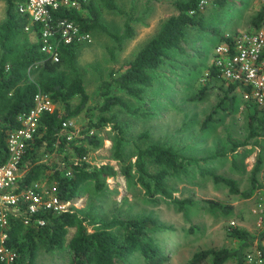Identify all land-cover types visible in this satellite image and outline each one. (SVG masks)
<instances>
[{
    "label": "trees",
    "instance_id": "trees-1",
    "mask_svg": "<svg viewBox=\"0 0 264 264\" xmlns=\"http://www.w3.org/2000/svg\"><path fill=\"white\" fill-rule=\"evenodd\" d=\"M3 1L5 16L0 22V165L8 155L6 137L9 130L18 126L17 115L27 111L33 105V96L38 89L48 92L54 103L62 104L61 108L56 107L52 111L41 113L37 131L28 140L20 160V168L23 172L18 180L19 188L28 186L33 181L43 182L45 177L49 185L57 186L58 195L62 199L74 197L86 181H92L97 189L103 188L105 178L116 173L114 166L110 163L90 164L81 159V156L85 155L92 148L91 146L95 147L100 143L98 131L108 122H111V128L114 131L113 157L119 161L120 172L126 178L134 177L150 200H156L157 195H162L175 201L179 208L190 203L191 198L177 199L172 195L167 179L180 174H189L190 167L193 165L196 166L200 175H209L214 182L223 183L230 192L239 193L244 197H249L252 190L258 186L257 174L264 159V148L259 150L251 168L249 187L241 190L237 186L236 179L211 172L201 166V162L217 157L220 154L219 148L211 154L196 156L187 155L179 146L166 141L150 142L145 146L135 144V158L133 162H130L121 151L122 143L126 141L123 133L127 125L113 122V116L102 114L98 116V113L94 112V107H98L97 109L103 112L113 106L121 107L129 113L141 111L138 107H132L125 97L112 93V89L122 90L127 96L145 104L147 101L145 96L153 84L152 71L169 59L170 51L184 52L188 26L201 25L202 10L198 7L199 0H174L173 3L178 12L164 19L158 30L137 49L134 55L122 65L123 67L110 68L107 75L100 78L93 95L96 100L92 106L88 104L91 96L81 72L82 64L78 61L81 45L61 42L59 60L50 59L39 49L37 24L31 23L26 14L17 11L15 0ZM78 1L79 5L87 11L85 15L81 14L77 8H73L55 10L54 17L73 19L82 30L91 32L100 29L107 33L115 43L106 47V52L113 59L116 51L122 50L124 41L134 35L132 21L139 20L141 16H133L119 7L115 0H100L103 7L116 10L125 16L122 31L116 33L110 31L101 20L100 9L93 0ZM227 1L231 0H212L211 2L222 5ZM190 10L193 12L190 13ZM27 23H30L32 27L29 30L24 29ZM263 23L264 0L250 18V27L258 28ZM31 35L33 39L30 38ZM225 37L221 36L219 40ZM209 73L221 79L214 65L210 66ZM205 90L206 84H203L190 98H202ZM238 97L239 93L235 90V84H226L221 99L206 115L202 127L207 126L213 118L212 113L217 107L222 106L225 100H228L227 105L230 109L238 106L240 104L237 101ZM76 98L78 102L73 105L72 99ZM245 107H248L250 111H252L250 107L254 108L248 115V132L243 140L232 141V151L251 140H254L257 145L264 146V113L257 115V108L248 103ZM83 109L87 117L84 135L67 139L61 131V122ZM261 109L264 110V104ZM139 113L146 115L145 111ZM90 129H94L92 133H89ZM138 136H148V131L140 132ZM260 139H263V143ZM65 148L69 149L72 156L79 159L76 161L67 159L65 162L62 161L63 165L52 161L51 165L47 156ZM64 157L67 158V155ZM66 171L69 173L67 174ZM205 201L210 207L218 208L224 213L229 209L219 200L207 198ZM39 216L44 218L42 225L24 224L21 216L12 217L8 242L18 252L13 264H33L38 250L61 248L65 243L68 228L72 226L74 232L67 241L71 251L69 264H126L129 256L135 251L140 252L150 264H157L164 258L162 251L155 243L154 234L170 228V225L160 223L153 216L121 218L112 215L108 219L95 220L90 209L82 212L46 210ZM228 233L240 240L237 248L219 247L199 250L183 264H199L207 255H211L215 264H220L231 256L236 257L237 264H243L242 248L254 243L257 244L263 256L264 264V245L262 244L264 228L258 234H254L244 227L230 226ZM0 264L3 263L0 261Z\"/></svg>",
    "mask_w": 264,
    "mask_h": 264
},
{
    "label": "rangeland",
    "instance_id": "rangeland-1",
    "mask_svg": "<svg viewBox=\"0 0 264 264\" xmlns=\"http://www.w3.org/2000/svg\"><path fill=\"white\" fill-rule=\"evenodd\" d=\"M93 1L99 7L101 20L107 28L112 32L120 33L125 16L116 10L103 7L100 0ZM249 1L251 0H231L222 5L209 2L202 9L204 12L206 8L208 9L206 16L201 20V25H197V36L201 38V45H205L212 52L220 35L225 31L235 33L247 27L251 28L249 26L243 28V23L248 22L254 12V6L258 9L263 0H253L254 3H250L253 7H250V11L246 13ZM4 16L5 2L0 0V22ZM131 24H134L136 33L132 38L124 41L122 50L116 51L113 59L106 52V47L115 44L114 40L100 29L91 31L90 41L78 43L81 45L78 61L82 64L81 72L91 96L88 99L89 105L92 106L96 100L93 95L100 78L105 77L110 68L123 67L122 65L151 36L150 32L138 31V28L142 29L148 24L143 25L140 20L132 21ZM178 55L170 51L169 59L152 71L153 84L145 96L147 100L145 104L127 96L122 90L112 89V93L125 97L132 107L140 108L141 111L146 112V115L140 114L141 111L129 113L118 106L103 112L98 110V107H94V112L98 113V116L100 114L113 116V122L127 125L123 133L126 141L122 143L121 151L130 162L135 158V144L145 146L150 142L166 141L179 146L185 154L196 156L211 154L219 148L220 154L206 162H201V166L211 172L236 179L237 186L241 190L248 188L251 168L257 154L264 146L257 145L251 140L232 151L231 143L243 140L248 132V115L254 108L250 107L252 109L250 111L245 104L254 105L257 108V115L264 113V110H260L262 105L242 102L238 97L237 101L240 104L230 109L227 105L228 100H225L223 105L212 113L213 118L207 126L202 127L206 115L221 99L226 84L220 78L205 73L207 66L203 67L204 62L202 64V61H199L203 58L202 54H197L199 59L195 62L187 57L179 60L176 58ZM203 84H206V90L202 98L191 99L190 96L196 94ZM77 102L78 98L72 99L73 105ZM56 107L61 108L62 104L58 103ZM68 118H71L78 130L75 132L83 136L84 126L87 124L85 110ZM145 130L148 131V136L137 137ZM113 132L111 122L99 129L98 136L101 141L95 147L91 146L92 148L85 154V161L90 164L110 163L116 169V173L105 178V185L101 189L95 188L92 181H86L79 193L72 197V208L79 212L90 209L95 220L108 219L112 215L121 218L150 215L160 223L170 225V228L154 234L155 243L164 255L163 260L157 264H183L194 252L207 248H237L240 240L229 235L230 226H241L254 234H258L264 228V159L257 174L259 184L249 197L230 192L226 185L214 182L209 175H200L194 165L190 167L189 174L168 178L167 185L172 189L175 198L192 200L183 208H179L175 201L162 195H157L156 200H150L134 177L126 178L120 172L119 161L113 157ZM260 141L263 143V139ZM65 155L67 158L64 157ZM67 159L75 160L79 157L72 156L67 148L56 150L47 156L50 164L59 162L63 165L62 161L65 162ZM150 169L154 168L150 167ZM134 174L136 175V172ZM42 183L49 185L46 177L43 178ZM207 198L226 204L229 207L228 211L224 213L218 208L210 207L205 201ZM259 202L261 207H258ZM258 214L262 216L260 225L257 221ZM73 232L74 227H69L65 243L61 248L38 250L33 264H69L71 251L67 241ZM255 245L256 243L242 248L243 264H249L244 255L249 251L253 252ZM126 264L150 263L140 252L135 251L129 256ZM199 264L215 263L211 255H207ZM220 264H237V259L231 256Z\"/></svg>",
    "mask_w": 264,
    "mask_h": 264
},
{
    "label": "built area",
    "instance_id": "built-area-1",
    "mask_svg": "<svg viewBox=\"0 0 264 264\" xmlns=\"http://www.w3.org/2000/svg\"><path fill=\"white\" fill-rule=\"evenodd\" d=\"M212 0H199L202 10ZM16 9L26 14L30 22L37 24L39 49L50 59L59 60V44L90 41L91 33L82 30L73 19L55 18V10H70L79 7L78 0H15ZM193 10H190V13ZM30 23L24 26L31 29ZM36 30V29H35ZM214 46L212 65L225 84L234 83L242 102L264 104V23L258 28H249L235 33H227ZM56 103L48 92L38 89L33 96V105L17 115L18 126L11 128L6 137L7 158L0 165V261L13 264L18 252L8 242L10 222L13 216H21L24 224H44L39 214L50 210L54 212L72 211L73 200L62 199L57 186L33 181L25 187L18 186L23 170L20 160L26 144L38 128L39 117L43 111H52ZM61 131L67 139L79 135L71 118L61 122ZM93 130L90 129L89 133ZM86 160V155L81 156ZM78 159H75L76 161ZM68 174L69 171H66ZM261 207V203H258ZM261 209V208H259ZM258 225L262 221L258 214ZM264 245V238L262 239ZM245 259L249 264H263V256L255 245L253 252H247Z\"/></svg>",
    "mask_w": 264,
    "mask_h": 264
},
{
    "label": "crops",
    "instance_id": "crops-1",
    "mask_svg": "<svg viewBox=\"0 0 264 264\" xmlns=\"http://www.w3.org/2000/svg\"><path fill=\"white\" fill-rule=\"evenodd\" d=\"M94 2V1H93ZM116 4L123 8L126 11H131V14L133 16L135 15H141V18L139 19L142 21L143 25H147L144 28H138V31L142 32H150V33H155L159 26H160V21H163L166 19L168 16L172 14H176L178 12V9L174 5V0H115ZM253 0L249 1L248 7L246 9V13L250 11V7H253L250 5L252 4ZM254 3V2H253ZM96 5V4H95ZM97 6V5H96ZM79 12L83 15L87 13L86 9L81 7L77 8ZM207 8L206 12L204 10L202 11V19L206 16L207 13ZM257 7L254 6V12H256ZM253 14L250 16V18L253 16ZM162 17V18H159ZM250 18L248 22H244L243 25L245 27L249 26L250 27ZM158 19V21H157ZM136 20V21H139ZM247 24V25H246ZM134 34L136 33V30L134 28V24H132ZM197 25H191L186 28V36H185V44H184V52L178 53L179 55L176 56L177 59L182 60L184 59L183 57H187L191 59L193 62L198 61V56L197 54H202L203 58L199 61H202L203 67H206V74L209 73L210 71V66L213 63V53L214 49L212 52H210L205 45H201V38L197 36ZM245 29H248L245 28ZM237 30V29H236ZM90 32V31H89ZM234 31H225L222 35H220L219 39L221 36H224L227 33H232ZM91 33V32H90ZM31 34V32H30ZM151 34V35H152ZM134 36V35H133ZM132 36V37H133ZM193 36V37H192ZM32 37V38H31ZM131 37V38H132ZM31 39H33V36H30ZM130 39V38H129ZM128 40V39H127ZM137 51V50H136ZM80 51H78V56H79ZM196 56V57H195ZM80 64V63H79ZM210 74V73H209Z\"/></svg>",
    "mask_w": 264,
    "mask_h": 264
}]
</instances>
